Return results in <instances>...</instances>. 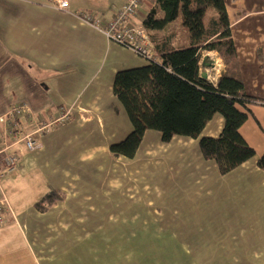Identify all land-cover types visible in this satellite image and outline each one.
I'll list each match as a JSON object with an SVG mask.
<instances>
[{"label": "crops", "instance_id": "0c3cea01", "mask_svg": "<svg viewBox=\"0 0 264 264\" xmlns=\"http://www.w3.org/2000/svg\"><path fill=\"white\" fill-rule=\"evenodd\" d=\"M125 1L69 0L59 10L48 0H0V117L27 106L21 136L41 145L9 150L19 168L0 177L8 205L0 264H81L85 249L97 264H264V0H225L245 91L255 99L241 133L257 156L224 175L199 146L222 133L221 115L199 139L164 143L147 131L134 158L111 153L132 132L115 77L149 64L101 30ZM148 10L140 6L129 21L142 28ZM201 65L217 86L225 72L218 53L205 52ZM67 110V122L37 133ZM51 191L65 199L40 212L36 203ZM163 242L175 253L145 261L144 251Z\"/></svg>", "mask_w": 264, "mask_h": 264}, {"label": "trees", "instance_id": "16d2710c", "mask_svg": "<svg viewBox=\"0 0 264 264\" xmlns=\"http://www.w3.org/2000/svg\"><path fill=\"white\" fill-rule=\"evenodd\" d=\"M158 7L146 14L142 28L153 43L155 57L143 67L118 72L114 94L126 109L132 132L110 148L114 157L132 159L147 131H157L169 143L175 136L199 139L215 115L224 119L217 138L202 137L199 146L206 160L214 161L221 174H227L257 153L241 133L242 126L254 117L250 97L244 87L225 0H156ZM181 17L190 34L187 47L173 45L176 32H166L169 24ZM205 52H216L225 64L217 86L201 76ZM258 126L261 127L257 121ZM264 171V154L257 159ZM65 199L51 191L35 207L48 211Z\"/></svg>", "mask_w": 264, "mask_h": 264}, {"label": "built area", "instance_id": "2783aa9c", "mask_svg": "<svg viewBox=\"0 0 264 264\" xmlns=\"http://www.w3.org/2000/svg\"><path fill=\"white\" fill-rule=\"evenodd\" d=\"M144 1L126 0L118 14L101 30L110 40L130 49L143 59L151 61L154 58V51L148 32L136 27L129 21L136 14L138 8L143 5ZM48 2L59 10H67L69 8V0H48ZM84 19L86 22L92 23L89 17L85 16ZM93 24L100 26L97 22H93ZM208 77L210 76L208 75ZM30 114L31 112L27 106L17 105L10 108L6 114L0 117V125L3 127L2 131H0V177L14 174L19 168L18 158L9 152L13 145L25 142L29 150L32 151L41 147L32 134L21 136L20 117ZM70 116L71 111L62 112L60 117L50 124H42L37 133L67 122ZM7 210L6 200L0 199V228L5 226V213Z\"/></svg>", "mask_w": 264, "mask_h": 264}, {"label": "rangeland", "instance_id": "374dc122", "mask_svg": "<svg viewBox=\"0 0 264 264\" xmlns=\"http://www.w3.org/2000/svg\"><path fill=\"white\" fill-rule=\"evenodd\" d=\"M104 1L106 2L107 0H104ZM110 1L113 2L114 0H108V2H110ZM107 5H109V3ZM143 6L148 7L149 10H150L153 7H156L157 3H156V0H145L144 3H143ZM148 11H147V13H148ZM157 17L158 18H162L163 17V13H162V10L160 9V7H158ZM173 31L177 33V36L174 39V46L175 47H187L190 44V41H191L190 34L183 27L181 17H179L177 20H175L174 22L169 24V26H168V28L166 30V32H173ZM165 238H168V234L162 233V239L164 240ZM84 244H88V243H84ZM169 244H170L169 242H163L162 245H160V246L158 245L157 248H154V249H152L150 251H144L145 261H149L150 258L158 257V256L170 258L171 255H173L175 253V249L170 248ZM85 250H87V249H85ZM85 250H83V252H84L83 256L81 255V253L78 254V250L76 251L77 257L82 256L81 257L82 258V263L81 264H97V262L95 261V258H96L95 254H93V255L86 254ZM122 256L124 257L125 254L121 255V257ZM129 256H130V254H129ZM130 257H132V256H130ZM68 263L70 264V259H69Z\"/></svg>", "mask_w": 264, "mask_h": 264}, {"label": "water", "instance_id": "95a60500", "mask_svg": "<svg viewBox=\"0 0 264 264\" xmlns=\"http://www.w3.org/2000/svg\"><path fill=\"white\" fill-rule=\"evenodd\" d=\"M201 76H202V78L207 79V74L206 73H201Z\"/></svg>", "mask_w": 264, "mask_h": 264}, {"label": "bare ground", "instance_id": "6f19581e", "mask_svg": "<svg viewBox=\"0 0 264 264\" xmlns=\"http://www.w3.org/2000/svg\"><path fill=\"white\" fill-rule=\"evenodd\" d=\"M216 67H217V69L220 70L221 69V64L220 63H217V66Z\"/></svg>", "mask_w": 264, "mask_h": 264}]
</instances>
